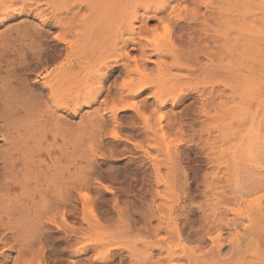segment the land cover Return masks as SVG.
<instances>
[{"label":"rangeland","instance_id":"1","mask_svg":"<svg viewBox=\"0 0 264 264\" xmlns=\"http://www.w3.org/2000/svg\"><path fill=\"white\" fill-rule=\"evenodd\" d=\"M5 1L0 107L20 78L37 96L0 118V264H90L98 255L95 264H264L262 237L240 238L250 250L231 257L228 242L211 252L216 233L200 227L234 218L239 237L252 222L264 228L255 214L248 221L261 193L245 203L225 188L238 146L257 131L264 138V0H165L147 15L140 0H116L118 17L132 19L111 34L126 39L122 58L102 68L106 80L88 82L99 93L60 108L37 84L73 59L84 26L100 23L88 0ZM159 7L172 19H150ZM140 44L146 72L163 79L159 97L149 86L112 113L128 89L123 64L140 59Z\"/></svg>","mask_w":264,"mask_h":264},{"label":"bare ground","instance_id":"2","mask_svg":"<svg viewBox=\"0 0 264 264\" xmlns=\"http://www.w3.org/2000/svg\"><path fill=\"white\" fill-rule=\"evenodd\" d=\"M53 1V0H51ZM70 0H62V2H68ZM75 1V0H74ZM136 0H131V6L135 4ZM139 1V0H138ZM143 6H145V13L150 12L151 6L159 4L165 0H140ZM90 9V15L93 21L100 23L97 26H84L83 38L81 42H76L75 47L70 46L71 49H75V53L72 55L73 59L67 58L63 64L58 68L48 71L44 77L46 78L40 85L43 89L50 91L49 98L54 101L53 107L60 108L67 106L72 99H84L91 98L94 93H99V90L88 84L89 81L92 83L103 82L106 80L107 72H101L102 68L113 59L117 62L122 58V54L118 53L120 47L119 43L123 46L126 45V39L123 37H112V31L114 26L119 23H132V19H129L128 15L120 14L118 17V6L115 8L116 13L113 11L114 3L116 0H88ZM5 0H0V7H5ZM8 7V5H7ZM163 7H159L157 11H153L150 19L155 17L162 22L164 19H172L170 13L166 18L159 17L158 14ZM54 9L58 10V6L54 5ZM113 14H109L110 12ZM135 13V11L133 12ZM59 14V13H58ZM90 15L84 16L83 19L89 18ZM150 16V15H149ZM166 16V15H165ZM132 17V16H131ZM57 18V17H56ZM133 18V17H132ZM146 26H143L144 31H147ZM64 35V32L62 33ZM131 34H134L133 30ZM146 46V43H145ZM159 51V49H157ZM145 49L144 44H140V59H133L131 65L128 62L123 64L124 75L130 80H127L128 89L126 91L121 90L117 99L112 100L109 106V111L115 113L119 109V104L124 98H134L137 93L145 90L149 86H155L156 91L154 92L155 97L158 96V91L163 87V79L160 76L153 78L146 72L142 58L144 56ZM112 58V59H111ZM105 61L99 63V60ZM92 65V63H94ZM99 63V64H97ZM75 67L79 70L84 71V75L77 74L73 71ZM76 84H73V83ZM90 83V82H89ZM91 83V84H92ZM35 88L34 83L30 82L26 78H20L16 80L11 87L5 86L3 93L5 98L3 100L4 105L0 107V118L4 123L8 121L7 114H10V110L19 108H31L37 94L33 93ZM122 105L121 107H126ZM3 114V115H2ZM261 126H256L255 129L259 130ZM259 132L255 133V138L249 137L245 142H242L237 149L236 155L232 157L229 167L234 172L235 182L231 186H226L227 192L233 194L234 200L244 201V198L250 194L260 192L261 194L255 198V205L249 201L250 212L249 222H252V215L259 216V219L264 221V138L259 136ZM191 163L192 161L189 160ZM187 189L191 190V183L195 182L194 177L187 180ZM196 187V186H195ZM186 190V189H184ZM226 191V190H224ZM207 222V221H206ZM235 219H227L222 226H217L213 223L201 225V231L206 230L207 234L212 232L216 233L214 236H209L211 242V252L219 250L223 246V242H228V248L231 252V257L235 254H245L250 250L249 246H241V239L247 236H255L257 238L262 237L264 239V228L256 226L253 222L250 227L242 228L243 235L239 237V233L235 228ZM234 226V232L231 233V239L228 237L223 238L221 229ZM178 238V237H177ZM254 251L257 250V246L252 247ZM53 251V249L51 250ZM176 252L173 251L166 254L164 257H158L155 262H160L164 259H175ZM90 264L102 263V256H96L94 258H88ZM40 262V261H39ZM150 263L154 262L152 260Z\"/></svg>","mask_w":264,"mask_h":264},{"label":"snow or ice","instance_id":"3","mask_svg":"<svg viewBox=\"0 0 264 264\" xmlns=\"http://www.w3.org/2000/svg\"><path fill=\"white\" fill-rule=\"evenodd\" d=\"M57 39H59V37H56Z\"/></svg>","mask_w":264,"mask_h":264}]
</instances>
